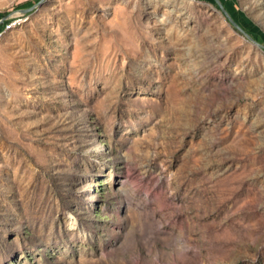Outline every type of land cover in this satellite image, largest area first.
Here are the masks:
<instances>
[{
  "label": "rangeland",
  "instance_id": "obj_1",
  "mask_svg": "<svg viewBox=\"0 0 264 264\" xmlns=\"http://www.w3.org/2000/svg\"><path fill=\"white\" fill-rule=\"evenodd\" d=\"M0 13V264H264V50L214 0Z\"/></svg>",
  "mask_w": 264,
  "mask_h": 264
},
{
  "label": "water",
  "instance_id": "obj_2",
  "mask_svg": "<svg viewBox=\"0 0 264 264\" xmlns=\"http://www.w3.org/2000/svg\"><path fill=\"white\" fill-rule=\"evenodd\" d=\"M217 7L220 9V11L224 14V16L226 17L227 21L236 29L238 30L240 33H242L248 40H250L253 44H255L256 46L260 47L261 49L264 50V44L258 42L257 40H255L253 37H251V35H249V33H247L242 27H240L229 15V13L227 12V10L225 9V7L219 2V0H214ZM34 8V5L28 7V8H24L21 9L22 12H29ZM2 21V19H0V22ZM3 22V21H2Z\"/></svg>",
  "mask_w": 264,
  "mask_h": 264
},
{
  "label": "trees",
  "instance_id": "obj_3",
  "mask_svg": "<svg viewBox=\"0 0 264 264\" xmlns=\"http://www.w3.org/2000/svg\"><path fill=\"white\" fill-rule=\"evenodd\" d=\"M32 5V2L31 1H25V2H22L20 4H17L16 7L17 8H28ZM226 9V8H225ZM3 13H0V16H2ZM4 23H0V29L3 27ZM255 40H257L258 42H262L258 37H253Z\"/></svg>",
  "mask_w": 264,
  "mask_h": 264
},
{
  "label": "bare ground",
  "instance_id": "obj_4",
  "mask_svg": "<svg viewBox=\"0 0 264 264\" xmlns=\"http://www.w3.org/2000/svg\"><path fill=\"white\" fill-rule=\"evenodd\" d=\"M9 26H10L9 24H5V29L0 33V42H1V40H2L3 33L5 32L6 29L9 28Z\"/></svg>",
  "mask_w": 264,
  "mask_h": 264
},
{
  "label": "built area",
  "instance_id": "obj_5",
  "mask_svg": "<svg viewBox=\"0 0 264 264\" xmlns=\"http://www.w3.org/2000/svg\"><path fill=\"white\" fill-rule=\"evenodd\" d=\"M2 23H4L3 27L0 29V33L5 29V24H7L5 21H3Z\"/></svg>",
  "mask_w": 264,
  "mask_h": 264
}]
</instances>
